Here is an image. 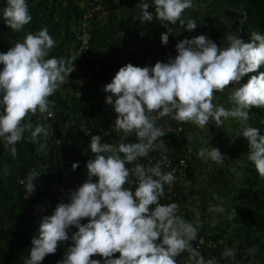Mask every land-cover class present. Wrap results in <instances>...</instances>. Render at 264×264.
I'll use <instances>...</instances> for the list:
<instances>
[{"label": "clouds", "instance_id": "clouds-1", "mask_svg": "<svg viewBox=\"0 0 264 264\" xmlns=\"http://www.w3.org/2000/svg\"><path fill=\"white\" fill-rule=\"evenodd\" d=\"M192 6L193 0H138L136 4L141 22L155 18L178 23L186 32L197 28L195 19L183 16ZM0 19L10 30L23 31L32 20L27 0H5ZM169 35L168 30L161 33V45L168 43ZM55 47L45 26L25 32L22 40L0 52V141L13 159L17 143L25 138L48 154L49 127L25 118L37 113L50 116L49 97L74 70L66 58L50 55ZM174 52L151 67L125 64L103 86L104 102L116 114L112 127L122 132L121 141L106 143L100 135L90 137L93 156L85 162L87 179L69 190L66 202L57 203L50 215L40 217L23 264H41L65 242L68 246L56 264H220L221 258H235L236 250L228 246L221 258H205L192 246L202 226L199 214L189 221L178 203H161L165 186H171L175 176L163 171L159 161H140L150 159L151 152L165 151L161 138L166 133L157 124L159 118L190 122L201 131H207L209 122L221 128L232 118L239 122L234 136L247 141V160L264 177V134L248 123L250 110L264 107V33L252 31L248 42L229 34L223 46L203 34L186 37L175 43ZM245 76L246 82L241 83ZM226 87L230 108L213 102L214 91ZM180 125L183 129L175 134L186 128L175 127ZM129 136L134 139L127 140ZM187 153L191 154L189 146ZM196 155L215 164L226 159L209 143ZM78 166L73 162L70 168ZM0 174L6 170L0 169ZM40 176L38 169H32L20 181L26 199ZM208 211L222 214L225 208L210 203ZM256 250L250 248L252 253Z\"/></svg>", "mask_w": 264, "mask_h": 264}, {"label": "trees", "instance_id": "trees-1", "mask_svg": "<svg viewBox=\"0 0 264 264\" xmlns=\"http://www.w3.org/2000/svg\"><path fill=\"white\" fill-rule=\"evenodd\" d=\"M207 1L209 3L205 5L203 15L211 22H225L228 26L227 35H237L248 42L252 31L264 33V0ZM194 2L197 7L199 0ZM4 3L5 0H0V8ZM27 3L32 20L23 31L10 30L0 19V52H6L12 44L22 40L25 32H35L46 26L56 41V47L50 50V55L62 56L70 65L73 63L72 74L76 78L75 82H66L62 89L56 90L49 97L53 101L51 111L54 117L49 124L48 154L46 150L41 151L38 143H32L26 138L17 143V156L13 159L0 141V169L6 170V174H0V264H23V257L28 254L30 240L40 217L50 215L57 203L66 202L65 197L59 200L52 198L42 214L33 216L29 207L31 201L21 196L18 180L24 179L32 168L38 169L41 176L33 199L39 201L43 196L40 188L51 181L54 173L61 177L69 168L74 177L87 179L85 162L93 156L88 148L90 137L99 135L100 129H108L105 125L106 113L100 110L99 105V98L104 93L102 88L107 80L111 81L125 64L151 67L157 61L165 62L169 56L175 55L176 42L202 34L198 7L188 13L186 9L183 13L184 17L195 19L197 23L195 30L186 32L178 23L164 22L163 27L157 29L158 21L155 18L152 22H141L138 18L139 10L134 5L135 0H27ZM148 10L152 11L151 8ZM166 30L171 34L166 45L148 48L145 45L142 48L131 45L135 40L146 39L156 32L161 35ZM176 37L178 40H175ZM132 47L134 49L131 51ZM93 57L98 58L96 69L90 60ZM246 79L247 76L241 83L246 82ZM35 118L33 116L29 120L33 124L44 125L35 122ZM175 121L163 117L157 122L164 126L182 124L186 128L181 133H169L161 138L165 141L164 152L149 153V157L157 156L156 161L163 158L172 160L166 172L175 169V183L170 190L174 197L168 199L170 186L166 185L160 202L178 203L180 213L189 221L199 214L202 226L198 233L206 237L212 235L215 244L213 249H199L205 258L220 255L224 247L228 246L236 250V256L227 259L220 255L223 264H264V177L257 174L246 157L245 170L240 179L237 177L236 187L231 191V200L226 199L228 203L225 212L219 214L217 225H207L205 220L211 213L208 206L210 203L218 204V201L216 195L208 191L209 188L198 186L192 191L201 167L187 153L190 135L196 126L190 122ZM248 123L258 127L260 134H264V107L252 108ZM121 138V133L111 131L110 137L102 140L106 143L120 142ZM57 140L61 142L59 146L55 143ZM147 159L142 158L140 162ZM181 161L185 165H180ZM73 162L79 165L75 170L70 168ZM45 165L47 169H41ZM92 179L95 181V177ZM186 191H192L193 196L199 197L198 207L194 208L196 210L191 209L193 206L187 203L185 195L182 197V192ZM67 246V242L58 246L56 253L47 255L41 264H56ZM252 247L257 249L255 253L250 252ZM118 255L115 253L114 257Z\"/></svg>", "mask_w": 264, "mask_h": 264}, {"label": "rangeland", "instance_id": "rangeland-1", "mask_svg": "<svg viewBox=\"0 0 264 264\" xmlns=\"http://www.w3.org/2000/svg\"><path fill=\"white\" fill-rule=\"evenodd\" d=\"M208 3L209 2L207 0H199V4L197 6L200 8L198 11V16L201 19L199 28L202 30L201 32L203 35L216 42L218 46L220 44L223 45L222 43L225 41V37L228 32V26L222 21L211 22L209 18L203 15L204 7ZM195 7L196 4L194 2L193 6L187 10V13L193 10ZM175 40H178V38L176 37ZM75 78L76 76H74L71 72L68 76V79L62 83L57 90L62 89L63 86L66 85V82H75ZM64 89L67 88L65 87ZM213 95L214 103L223 104L225 108H230L232 106L228 100L230 95L228 87H226L223 91H214ZM238 126L239 122L232 118L226 119L221 128H217L214 124L209 122L207 131H201L196 126L195 131L191 133L189 139L190 153L196 164L200 163L199 165L201 166L199 169V174L197 175L196 185L192 187V191H194L198 186H203L207 189L209 188L210 190L208 191L216 195L215 199L218 201L217 203H222L224 208H226L228 203L226 199L231 200L233 195L231 191L234 189V187H236L238 178L241 177L242 172L245 170L247 157L246 154L248 151L247 141L243 137L234 136L236 135ZM208 143L211 147L218 148L222 154L226 155V159L223 163L215 164L210 161L206 162L197 157L196 153L199 148L202 146L207 147ZM192 191H186L184 193L182 192L183 195H181L182 197L185 195L187 197V203L193 206L191 209L196 210L194 208L198 207L199 197L193 196L194 194ZM217 197H219V199H217ZM179 198L181 199V197ZM196 218L197 217L194 216L193 220ZM219 220V214L211 212L209 215H207V219L205 221L207 225L214 227L217 225V221Z\"/></svg>", "mask_w": 264, "mask_h": 264}, {"label": "built area", "instance_id": "built-area-1", "mask_svg": "<svg viewBox=\"0 0 264 264\" xmlns=\"http://www.w3.org/2000/svg\"><path fill=\"white\" fill-rule=\"evenodd\" d=\"M117 1H120V0H116V2ZM137 3H138V0H135V4H134L135 7H136ZM163 24H164L163 21H158L157 22V29H161L163 27ZM159 37H160V33L156 32V34L153 33V34L149 35L148 37H146V39H138V40L133 41L131 45H139L140 48H142L143 45H145V48H148L149 46H152V47L160 46L161 43H160ZM84 49L86 52L87 51L86 46H84ZM133 49H134V47H132L131 51ZM118 57H121V56H118ZM90 60L93 64L94 68L96 69L98 66V58L93 57ZM108 82H110V81L107 80V83ZM105 95L106 94L103 93L102 96L99 98V105H100V110L106 113L107 121H106L105 125L107 126L108 129L107 130L100 129L99 135L102 138L107 139L110 137L111 131H112V133H114V132L121 133V136H122V132H120V131L116 130L114 127H112L114 120L116 118V114L114 113V111L112 110V107L110 105L105 104V102H104L105 101ZM33 116L36 117L35 122H42V123H44L45 126L49 127L50 120L53 119L54 113L52 112V114L50 116H48L47 114H44L43 116H41V114H39V113H37L35 115L29 114V116L26 117L25 119L29 120ZM160 119L161 118H159L157 120V122ZM158 126L161 127L165 131V133H166L165 137L169 133L180 132L183 129V127L181 125L177 126V127H175V126H164L163 124L159 123ZM86 136H87V134H86ZM132 139H134V137H131V136L127 137V140H132ZM24 140H26V138ZM81 155L83 156V153H81ZM156 157L150 156V159L148 158L147 161H142L141 163H145V164L156 163L157 162ZM158 161L161 163L162 170L167 171L166 169L170 166L172 160L168 159V158H163V159L158 160ZM180 165H185V164L183 161H181ZM32 169H34V168H32ZM41 169H43V170L47 169V165L42 166ZM171 172H173V174H174L175 169H173ZM21 180H22V178L20 180H18V185L20 186L21 196L25 200L31 201L29 204V207L32 209L33 216L42 214V212L45 210L46 206H48V203L52 198H57L59 200L62 197H65L66 193L69 190H74L76 187H78L84 181L83 178H81V177H74L69 168L66 169V172L61 177L59 175H57L56 173H54L52 175L51 181L47 184H44L40 188L39 191H41L43 193V196L41 197V199L39 201H36L35 199H33V195H34V193L37 192V186L35 187L34 193L29 198L26 199L25 194H24V190H23V186L20 183ZM173 183H175V181ZM173 185L174 184H172L170 186V188H168V193H169L168 199H171L172 197H174L173 195H171V192H170ZM83 222L84 221H82V223ZM72 231H75V229L73 228ZM212 237L213 236L210 234L208 237H206L203 233H200V234L198 233L196 244L192 245V246L195 248H198V249H201L202 247L203 248L206 247L207 249H213L215 247V244H214ZM208 257H206V258H208ZM215 257L220 258L219 255H217ZM95 258L98 259L99 256H96ZM220 264H223L222 261H220Z\"/></svg>", "mask_w": 264, "mask_h": 264}]
</instances>
